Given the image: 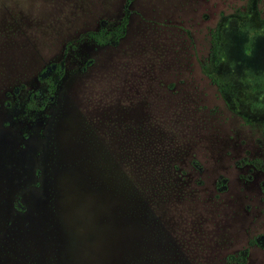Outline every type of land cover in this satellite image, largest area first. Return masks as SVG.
Here are the masks:
<instances>
[{"label":"rangeland","instance_id":"374dc122","mask_svg":"<svg viewBox=\"0 0 264 264\" xmlns=\"http://www.w3.org/2000/svg\"><path fill=\"white\" fill-rule=\"evenodd\" d=\"M125 2L0 0V264H264V0Z\"/></svg>","mask_w":264,"mask_h":264},{"label":"trees","instance_id":"16d2710c","mask_svg":"<svg viewBox=\"0 0 264 264\" xmlns=\"http://www.w3.org/2000/svg\"><path fill=\"white\" fill-rule=\"evenodd\" d=\"M129 0H126L125 6L123 7V15L120 19L118 27L112 31L98 30L97 32L88 33V36L98 45H110L114 46L117 44L118 40L123 36L124 29L127 24L128 19V9L127 5ZM222 58V48L221 39L217 30L213 31L211 34L210 49H209V61L207 64L203 65V70L205 76L211 81V83L216 87L220 95L223 96L225 102L228 99L235 103V100L231 97L232 94L228 92V88L223 84V82L216 75V67ZM61 75V67L59 65H49L42 69L39 74L37 81L41 85L40 90L31 93L29 102L26 107L30 109H42L50 100L54 94L56 81ZM227 100V101H226ZM264 126V121L260 123ZM249 245L261 246L255 239L248 242ZM247 257V248L238 251L235 255H230L226 257L227 264H244Z\"/></svg>","mask_w":264,"mask_h":264}]
</instances>
